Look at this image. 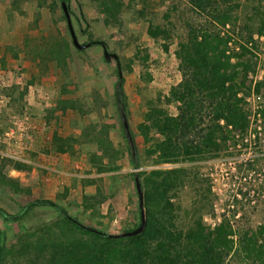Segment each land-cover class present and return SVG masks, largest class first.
I'll return each mask as SVG.
<instances>
[{"label":"trees","instance_id":"16d2710c","mask_svg":"<svg viewBox=\"0 0 264 264\" xmlns=\"http://www.w3.org/2000/svg\"><path fill=\"white\" fill-rule=\"evenodd\" d=\"M28 1L10 0L8 6L11 11L22 13L21 6ZM60 1L66 3L71 23L85 36L82 42L90 43L84 51L96 41H103L106 46V40L118 36L137 40L135 25L163 53L172 48L179 78L165 91L156 89L151 93L147 89L151 80L146 70L147 47L138 42L133 52L125 55L118 39H114L118 48L109 50L118 57L121 79L117 82L125 112L124 75L132 74L139 64L145 67L132 85L141 106L134 130L144 158L159 167L129 173L131 181L132 175L138 174L144 213L143 230L132 236L101 237L72 221L105 232V215L99 210L104 199L97 187L92 194L82 191L76 200L68 199L63 187L54 199L32 200L13 214L0 208L9 215L20 213L14 219L0 213L2 222L16 225V231L9 235L0 227V264H264V195L263 206L255 201L239 212L221 207L218 221L208 225L203 216L212 210L211 193L208 185L202 186L204 179L196 169L200 161L234 155L246 145L243 139L252 116L248 98L258 104L253 118L258 114L264 136V76L252 79L260 45H264V0H35L33 23L36 24L37 9L41 7L48 10L54 24L65 23ZM92 24L107 32L106 40L94 36L89 29ZM20 44L18 49L15 45L4 46L1 68L7 56L16 60L21 53L39 72L49 66L64 71L79 52L72 47L70 38L67 41L48 32L45 37L24 36ZM113 73L117 78L116 68ZM33 78L31 75L27 82ZM1 93L10 101L9 106L22 98L15 85L0 89ZM67 110L85 112L78 100L57 97L45 119ZM129 132L137 156L130 127ZM88 141L98 151H87L94 172L114 170L111 161H102L104 156L114 160L108 153L110 144L104 129ZM258 141L255 134L253 143ZM75 143L72 137L53 134L50 146L56 152H68L73 151ZM124 149L132 166L138 168L140 162L130 156L126 141ZM31 167L21 158L0 155V190L18 197L27 195L28 189L9 171L26 172ZM260 187L264 188V175ZM186 188L190 192L188 206L181 198ZM129 203L123 227L111 234L138 225V204ZM41 207L49 208L55 215L34 216ZM69 210L84 214L87 224Z\"/></svg>","mask_w":264,"mask_h":264},{"label":"rangeland","instance_id":"374dc122","mask_svg":"<svg viewBox=\"0 0 264 264\" xmlns=\"http://www.w3.org/2000/svg\"><path fill=\"white\" fill-rule=\"evenodd\" d=\"M9 1L0 0V55L6 44L15 45L17 49L21 48L20 41L24 36L39 38L45 37L48 32L69 40L65 23L56 21L54 24L48 10L43 7L37 9L39 17L36 24L33 23L34 10H36L35 0L24 3L21 6L22 13L11 11L8 6ZM58 11L59 9L56 8V15ZM72 26L77 40L82 42L85 36L80 34L76 26L73 24ZM89 29L94 36H99V39H107V32L100 25L92 24ZM133 31L137 34V40L132 41L126 36L114 37L113 40L118 39L119 47H123L125 55H130L135 45L142 42L148 50L146 70L151 75L147 89L150 93L156 89L165 91L179 78L174 68L172 48L168 53H163L155 43L142 34L138 26L135 25ZM113 40H106L108 50L118 48V44ZM126 41H130L128 45ZM260 49L261 52L257 54L255 75L252 79L264 76L263 44L260 45ZM20 54L16 60L7 56L4 67H0V89L5 90L15 85L17 90L22 92V98L13 101L10 106L7 97L3 93L0 94V130H2L0 152L8 151L25 160L26 163H30L32 167L26 172L9 171L10 176L15 177L23 187L28 189V194L18 197L0 190V208L13 214L21 205L32 200L54 199V192L61 191L63 187L67 189L66 197L72 200L79 199L82 191L92 194L94 187H97L104 199L99 206L100 213L105 215L102 220L103 230L107 233L121 230L126 219L128 203L130 202L133 206L137 203L129 173L159 167L144 158L142 144L134 130L136 122L140 119L141 106L132 91V85L138 73L145 67L142 64L137 65L132 74L124 75L122 84L127 110V112L124 111L125 118L128 127L133 130L137 146V156L134 152L135 160L140 162V166L135 168L130 163L124 149L126 140L121 132L114 100L113 87L117 81L113 73L115 63L113 60L105 62L102 59L101 48L98 44H92L88 50H80L77 55H73L64 71L56 66H49L39 72L35 66L24 60L26 56L22 57ZM81 59L87 61L83 63ZM31 75L34 78L28 83L27 80ZM57 97L78 100L82 103L85 112L80 114L74 110L57 111L47 121L46 111L54 105ZM255 101L253 99L250 101L251 109L256 106ZM18 109L20 112L17 111ZM13 121H20V125H15ZM8 128L14 129L16 138L8 139L5 136L4 133ZM103 129L106 133V140L110 144L108 153L114 160L104 156L102 161L105 163L111 161L115 169L111 172L97 174L87 160V151L97 149L95 144L88 139H93ZM53 134L72 137L76 141L71 149L73 151H54L50 146ZM263 137L261 132L258 142L247 144L234 155L203 160L196 164L199 176L204 179L202 186L208 185L211 193L212 210L203 216L206 224L213 225L218 221L221 207H228V209H235L239 212L241 209H248L255 201L263 206L261 195H264V188L260 187L264 175ZM20 141L25 145L24 147L17 144ZM90 180L94 184H88L87 181ZM189 194L188 188L181 193L186 206L189 203ZM55 201L60 203L56 199ZM108 207L109 210L106 211ZM69 212L81 222H86L84 214L75 210H69ZM53 215L55 212L47 207H41L34 213V216L42 218H49ZM113 219L117 221L114 225L112 224ZM0 227L4 228L8 235L16 231L14 223L2 222L1 218Z\"/></svg>","mask_w":264,"mask_h":264},{"label":"water","instance_id":"95a60500","mask_svg":"<svg viewBox=\"0 0 264 264\" xmlns=\"http://www.w3.org/2000/svg\"><path fill=\"white\" fill-rule=\"evenodd\" d=\"M60 7H61V11H62L64 19H65V26H66L72 47L78 51L84 50L85 48H87L90 45V43L89 42H79L77 40L76 34H75L73 27H72L70 14L67 11L66 3L64 1H60ZM96 43L101 48L102 59L105 62H108L110 60L114 61L116 73H117V81H119L121 79V72H120L119 65H118L117 55L115 53L109 51L106 48L103 41H96ZM117 81L113 87L115 105L117 108L121 128H122L124 138H125L126 143H127V147H128L130 156L135 160L134 146H133L132 138L130 136L129 127H128V124L126 122L123 104H122V101L120 99V85L118 84ZM132 181H133V185H134V189H135V193H136V197H137V204H138V208H139V222L135 228H133L129 231H121L117 234H111V233H107V232H102L96 228L89 227L87 225H83L74 219H72V221L74 223H76L77 225H79L80 227H82L83 229L88 230L90 232H93V233H95L101 237H107V238L123 237V236H132V235L140 233L144 227V213H143V209H142V191H141L140 181H139L137 173H134L132 175ZM0 213L3 215V217H5L7 219H14L20 214L19 213L18 215H9L3 211H0Z\"/></svg>","mask_w":264,"mask_h":264},{"label":"built area","instance_id":"2783aa9c","mask_svg":"<svg viewBox=\"0 0 264 264\" xmlns=\"http://www.w3.org/2000/svg\"><path fill=\"white\" fill-rule=\"evenodd\" d=\"M248 100L249 101H251L252 100V98H248ZM255 108H257V105L254 107V109ZM254 109H252V116H251V121H250V125H249V128H248V130H247V133H246V135H245V137H244V139H243V142L246 144L245 146H247V144H249V143H253V137H254V135L255 134H257V136L259 137V140H260V138H261V131H260V125H259V121H260V119H259V116H258V114H255L254 115V118H253V111H254ZM13 123L15 124V125H17V126H19L20 125V121H13ZM260 131V132H259ZM5 134V136H7V138L9 139H11V138H16V134H15V131H14V129H12V128H8L7 129V131L4 133ZM18 145L20 144L22 147H24L25 145L23 144V143H21V141L20 142H18L17 143ZM244 146V147H245ZM241 148H243V147H241ZM240 150V149H239ZM0 155H3V156H7V157H10V158H13V159H18V160H20V158L19 157H17V156H15V155H13L12 153H9L8 151H5L4 153H2V152H0ZM23 160V159H22ZM23 161H25V160H23ZM261 196H263V195H261ZM263 198V197H262ZM217 220H218V218H217ZM115 223H117V221L115 220V219H113L112 220V224L114 225Z\"/></svg>","mask_w":264,"mask_h":264},{"label":"crops","instance_id":"0c3cea01","mask_svg":"<svg viewBox=\"0 0 264 264\" xmlns=\"http://www.w3.org/2000/svg\"><path fill=\"white\" fill-rule=\"evenodd\" d=\"M58 159H60V156H58ZM66 160H69L68 158H66ZM60 190L54 192V195H56V193H58Z\"/></svg>","mask_w":264,"mask_h":264}]
</instances>
